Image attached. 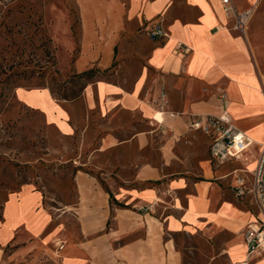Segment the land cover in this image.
<instances>
[{
  "label": "crops",
  "instance_id": "1",
  "mask_svg": "<svg viewBox=\"0 0 264 264\" xmlns=\"http://www.w3.org/2000/svg\"><path fill=\"white\" fill-rule=\"evenodd\" d=\"M79 2L81 55L76 67L84 71L94 65L100 70L115 66L116 80L88 84L70 101L58 102L46 90L55 104L69 109L79 100L83 109L81 118L62 110L68 121L67 128L58 127L60 135L73 136L80 126L85 134L89 117L95 113L108 122L93 151L127 150L131 144L141 151L149 144L150 132L122 129L125 136L130 135L119 138L111 122L116 111L138 114L170 137L160 147L164 166L175 162L172 151L176 142L190 132V179L179 176L169 179L162 189L128 192L122 197L125 207L117 209L95 178L78 172L74 229L60 224L50 231L46 229L52 219L40 207L42 195L25 185L8 193L3 203L0 261L7 247L13 249L11 258L32 253L33 247L45 252L44 259L29 264H180L170 235L184 232L194 223H214L236 231L253 221L226 222L219 210L226 202L222 197L231 193L228 184L253 171L264 143V131L258 136L264 121L252 124L264 117L259 78L264 73V0H230L237 13L250 11L243 32L234 30L232 14H225L217 0ZM157 23L168 32L164 40H153L146 33ZM221 91L226 93L225 100L219 98ZM161 92L166 103L163 113L157 107ZM224 109L233 126L253 143L240 158L212 165L209 138L192 129L191 123L195 118L219 116ZM121 166L132 164L128 160ZM135 168L134 181L164 177L147 163L139 162ZM57 241L62 244L60 250L53 248Z\"/></svg>",
  "mask_w": 264,
  "mask_h": 264
},
{
  "label": "rangeland",
  "instance_id": "2",
  "mask_svg": "<svg viewBox=\"0 0 264 264\" xmlns=\"http://www.w3.org/2000/svg\"><path fill=\"white\" fill-rule=\"evenodd\" d=\"M80 19L79 0H0V216L8 193L31 185L42 195L40 207L52 219L47 231L60 224L74 229L72 211L77 200L75 177L78 172L95 178L112 196L110 204L117 209L125 207L122 197L128 192L162 189L169 179L179 176L190 179V132L189 136L177 140L172 151L175 162L164 166L160 147L164 139L170 137L164 134V129L155 128L138 114L116 111L111 122L115 123L114 132L119 138L130 135L125 136L122 129L150 132L149 144L141 151L136 144H131L127 150L93 151L101 129L108 122L95 113L89 117L85 134L80 126L73 136L60 135V129L63 130L68 121L62 110L74 112L81 118L83 109L79 100L68 106L69 109L55 104L46 90L54 100L63 102L78 98L86 85L97 80H116L115 66L100 70L94 65L78 71ZM90 69L94 71L92 77L82 75ZM259 78L264 90V73H259ZM262 121L264 117L253 120L252 124ZM263 131L264 128L258 136ZM247 158L249 162L250 155ZM128 160L132 166L123 168L121 164ZM139 162L152 165L160 177H164L134 181L135 166ZM231 185L227 186L231 193L221 200H226L219 210L223 219L237 225L243 220L259 221L261 214L252 199L236 197ZM180 198L183 201V195ZM217 206L218 203L213 204L212 210ZM245 227L235 231L214 223H194L190 229L170 235V240L180 264H236L244 260L246 254ZM33 242H38V238ZM59 243H53L54 250H58ZM31 249L32 253L11 258L13 249L7 247L0 264L42 262L45 252L41 254L39 248ZM248 261L264 264V252L251 254Z\"/></svg>",
  "mask_w": 264,
  "mask_h": 264
},
{
  "label": "built area",
  "instance_id": "3",
  "mask_svg": "<svg viewBox=\"0 0 264 264\" xmlns=\"http://www.w3.org/2000/svg\"><path fill=\"white\" fill-rule=\"evenodd\" d=\"M217 1L222 5L225 14H232L235 22L234 30L243 32L250 11L237 13L231 7L230 0ZM146 33L153 40H164L168 37V32L160 23L152 25ZM219 98L225 100L226 93L221 91ZM165 104V94L161 92L157 103L159 112L163 113ZM191 128L201 130L209 138V159L215 165H222L230 159L240 158L253 143L251 139L233 126L225 109L219 116L193 119ZM244 174L235 177L231 188L236 197L249 196L252 199L261 214V219L246 225L243 232L245 258L236 264H249L248 258L251 254L264 252V143L260 144L255 168ZM60 249H62V244L58 245V250Z\"/></svg>",
  "mask_w": 264,
  "mask_h": 264
},
{
  "label": "trees",
  "instance_id": "4",
  "mask_svg": "<svg viewBox=\"0 0 264 264\" xmlns=\"http://www.w3.org/2000/svg\"><path fill=\"white\" fill-rule=\"evenodd\" d=\"M93 69H90V70H88V71H86V72H84V73H82V75L83 76H86L87 78H90V77H92L93 76ZM109 194V193H108ZM109 198H110V200L112 199V196L109 194Z\"/></svg>",
  "mask_w": 264,
  "mask_h": 264
}]
</instances>
